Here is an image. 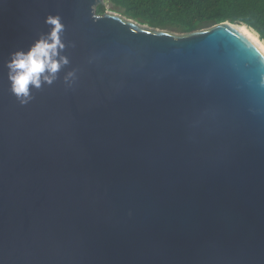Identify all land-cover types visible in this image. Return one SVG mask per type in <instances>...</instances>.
Instances as JSON below:
<instances>
[{
  "label": "water",
  "instance_id": "obj_1",
  "mask_svg": "<svg viewBox=\"0 0 264 264\" xmlns=\"http://www.w3.org/2000/svg\"><path fill=\"white\" fill-rule=\"evenodd\" d=\"M100 2L0 0V264H264V55ZM56 13L70 62L22 106L5 61Z\"/></svg>",
  "mask_w": 264,
  "mask_h": 264
},
{
  "label": "trees",
  "instance_id": "obj_2",
  "mask_svg": "<svg viewBox=\"0 0 264 264\" xmlns=\"http://www.w3.org/2000/svg\"><path fill=\"white\" fill-rule=\"evenodd\" d=\"M111 10L161 30L191 34L221 22L241 23L264 41V0H107ZM108 10L104 2L96 14Z\"/></svg>",
  "mask_w": 264,
  "mask_h": 264
},
{
  "label": "clouds",
  "instance_id": "obj_3",
  "mask_svg": "<svg viewBox=\"0 0 264 264\" xmlns=\"http://www.w3.org/2000/svg\"><path fill=\"white\" fill-rule=\"evenodd\" d=\"M44 22L49 31L42 33L26 50L19 48L9 53L5 61L9 90L22 106L33 99L32 88L38 90L42 83L51 85L59 70L70 62L66 55L61 54L66 47L62 39L65 30L62 17L59 13L49 14ZM260 51L264 52V45H260ZM74 75V72H69L66 82Z\"/></svg>",
  "mask_w": 264,
  "mask_h": 264
},
{
  "label": "bare ground",
  "instance_id": "obj_4",
  "mask_svg": "<svg viewBox=\"0 0 264 264\" xmlns=\"http://www.w3.org/2000/svg\"><path fill=\"white\" fill-rule=\"evenodd\" d=\"M235 28L260 51V45H264V41L260 40L256 32H254L251 28L241 24L235 25ZM261 53L264 55V52Z\"/></svg>",
  "mask_w": 264,
  "mask_h": 264
},
{
  "label": "rangeland",
  "instance_id": "obj_5",
  "mask_svg": "<svg viewBox=\"0 0 264 264\" xmlns=\"http://www.w3.org/2000/svg\"><path fill=\"white\" fill-rule=\"evenodd\" d=\"M101 2H104V3L106 4V6H107V8H108L107 11H109V12H111V13H113V14H116V15H118V16L121 15L120 13H117V12H114L113 10H111V8H112V4H110L107 0H101ZM120 17H122V16H120ZM212 27H213V26H212ZM207 29H209V28H207ZM161 31L166 32V33H169V34H173V35H181V33L174 32V31H167V30H161Z\"/></svg>",
  "mask_w": 264,
  "mask_h": 264
}]
</instances>
